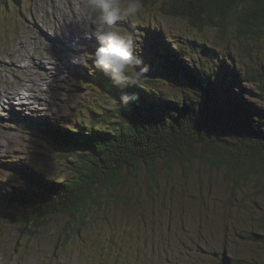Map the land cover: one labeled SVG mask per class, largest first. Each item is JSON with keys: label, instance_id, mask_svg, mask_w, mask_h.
I'll return each mask as SVG.
<instances>
[{"label": "rangeland", "instance_id": "374dc122", "mask_svg": "<svg viewBox=\"0 0 264 264\" xmlns=\"http://www.w3.org/2000/svg\"><path fill=\"white\" fill-rule=\"evenodd\" d=\"M115 3L123 9L129 0ZM152 7H141L112 28L121 36L131 33L134 56L142 61L140 67L147 66L142 74L156 79L151 85L182 100L193 95L195 86L203 91L215 87L217 100L211 102L227 105L224 112L234 103L228 97L231 90L238 101L261 108L264 126V99H258L257 82L246 80L248 71L244 72L248 65L264 72V36L220 40L213 28L197 31L185 20ZM86 11L85 0H19L12 5L0 0L3 197L29 180L32 162L50 169L47 158L54 156L61 158L56 167L68 166L69 151L51 145V131L37 124L65 128L87 122L93 116L91 107L107 100L98 85L81 75L92 74L99 46L94 36L87 39L81 30ZM152 26L163 33L150 36ZM176 33L188 44L198 42L195 50L189 47L191 59H185L193 66L194 80L156 73L157 64L150 65L158 59L153 38L162 35L170 42ZM129 69L141 73L135 65ZM205 83L209 85H201ZM155 103L150 107L153 113L162 107ZM221 122L228 125L224 117ZM195 161L188 175L178 165L162 168L157 183L144 168L117 189L97 219L92 218L94 207L78 231V222L65 216L34 223L27 232L36 233L29 234L13 220L0 221V264H219L225 256L264 260V174H253L236 185L224 167ZM248 232L258 238H249Z\"/></svg>", "mask_w": 264, "mask_h": 264}, {"label": "trees", "instance_id": "16d2710c", "mask_svg": "<svg viewBox=\"0 0 264 264\" xmlns=\"http://www.w3.org/2000/svg\"><path fill=\"white\" fill-rule=\"evenodd\" d=\"M1 2L5 4L9 0ZM150 4L160 13L185 20L197 31L213 28L220 40L264 36V0H143L141 7ZM149 31L150 36L163 33L157 28ZM158 38L162 39L161 43L156 41ZM153 40L157 42L154 46L158 59L149 62L157 64L153 66L156 73L194 80L193 66L185 59H191L189 47L195 50L198 42L192 40L188 44L178 33L172 42L162 35ZM226 65L228 68L229 64ZM245 71H248L246 80L257 82L258 89L254 92L258 99H264V72L254 65L244 67ZM91 73L85 74V79L98 85L107 100L91 107L93 116L89 121L81 120L65 128L37 124L51 131V145L69 151L67 168L56 167L61 158L54 156L47 158L52 165L50 169L32 162L27 172L29 180L16 185L7 197L0 195V221L13 220L25 233L34 223L65 216L78 222V231L88 222L86 217L94 207L92 218L97 219L99 210L105 208L117 189L129 178L138 177L144 168L155 183L164 169L175 165L188 175L195 160L214 169L224 167L236 185L253 174H264V126L260 121L263 111L238 101L231 90L228 97L234 103L224 112L227 105L220 107L211 102L217 100L215 87L203 91L195 86L193 95L182 100L169 96L159 87L155 89L151 85L152 79L156 81L153 76L132 69L128 70V79L135 77L136 82L126 87L114 85L95 65ZM123 92L135 93L139 99L122 104L119 97ZM155 102L162 107L153 113L150 107H155ZM222 117L228 125L221 122ZM31 126L35 127L34 122ZM32 184L37 187L33 188ZM246 235L258 238L253 232ZM219 264H264V260L225 256Z\"/></svg>", "mask_w": 264, "mask_h": 264}, {"label": "clouds", "instance_id": "9594fccd", "mask_svg": "<svg viewBox=\"0 0 264 264\" xmlns=\"http://www.w3.org/2000/svg\"><path fill=\"white\" fill-rule=\"evenodd\" d=\"M86 15L81 24L85 38L97 39L99 46L94 52V65L108 76L114 85L126 87L135 83V77L128 79L130 66H137L141 73L147 71V66L140 67L142 61L134 56L131 33L121 36L112 30L117 21L135 16L141 8L137 0H129L125 8H121L115 0H85ZM73 62H78L76 57ZM122 104H128L139 99L135 93L123 92L119 97Z\"/></svg>", "mask_w": 264, "mask_h": 264}, {"label": "bare ground", "instance_id": "6f19581e", "mask_svg": "<svg viewBox=\"0 0 264 264\" xmlns=\"http://www.w3.org/2000/svg\"><path fill=\"white\" fill-rule=\"evenodd\" d=\"M147 30H148V29H147ZM151 30L154 31L155 28H154V30L151 28ZM158 30H159V29H158ZM149 32H150V31H149ZM150 33H151V32H150ZM152 34H153V33H152ZM79 40H80V39H79ZM155 44H157V42H155L154 45H155ZM91 65H92V70H90V71H93V65H94V63H92ZM82 69H83L84 71H86V72L88 71L87 68H85V67H82ZM100 79H101V78H100ZM24 98H25V97H24ZM43 125H44V124H43ZM28 178H30V177H28ZM3 200H5V199H3ZM1 204H3V203H1Z\"/></svg>", "mask_w": 264, "mask_h": 264}]
</instances>
